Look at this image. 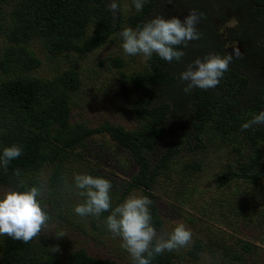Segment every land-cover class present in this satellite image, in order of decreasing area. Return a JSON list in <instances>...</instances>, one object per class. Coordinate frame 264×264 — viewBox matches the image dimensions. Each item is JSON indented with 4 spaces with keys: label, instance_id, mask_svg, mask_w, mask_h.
Wrapping results in <instances>:
<instances>
[{
    "label": "rangeland",
    "instance_id": "1",
    "mask_svg": "<svg viewBox=\"0 0 264 264\" xmlns=\"http://www.w3.org/2000/svg\"><path fill=\"white\" fill-rule=\"evenodd\" d=\"M219 1L221 0L203 1V11L206 13L204 3H207L210 12L214 14L211 27L219 34V41L224 43L225 55L220 56H231L233 59L245 56V51L238 50V40L235 37L241 30L252 29V25L247 22L244 27H236L235 22L244 17L243 11L230 10L222 2L219 7ZM222 1L229 4L235 2ZM110 2L111 0L107 4ZM116 2L119 11L109 15L113 29L101 43L90 50L81 53L67 51L51 57L37 38H30L24 45L40 60V65L29 71L31 75L50 78L64 68L76 73L78 86L66 91L72 120L82 121L90 127L112 123L130 129L137 123L132 117V105L139 93L128 77L137 72H145L147 66L142 55L129 56L123 52L122 40L118 35L125 27L134 29L129 23V17L136 11L133 0ZM90 3L91 10L87 6ZM21 4L26 6L23 0H5L0 4V81L20 73L16 67L2 59L5 57V49L14 45V38H9L7 32L13 27L19 32L25 27L27 16H33L32 3L27 6L28 14L25 11L20 18L15 15L14 10ZM93 5L94 3L88 2L82 8L87 17L83 38L94 31L93 21L101 19L97 17V11L95 14L91 12ZM191 7V4L183 0H172L171 3L158 0L157 7L148 16L153 18L160 14L166 19L177 17L183 20L188 11L193 9ZM222 16L225 18L223 21L220 19ZM257 19L264 23V17L257 15ZM200 27L201 24L198 29ZM257 29L260 27H256ZM258 33L260 32L253 35ZM208 54L216 52L208 47L205 53L197 52L190 60L203 58ZM116 58L120 64L115 62L118 61ZM252 61L251 67L257 63L256 59L252 58ZM257 78H264V69H257ZM222 83L223 78L213 90L215 96L224 95ZM249 88H252L251 84ZM244 92L238 95L233 114V122L238 123L239 128L255 115L254 110L246 106L250 93ZM39 106L32 107L27 113H20L16 108L4 106L0 100V147L3 137L13 128L18 132L44 134L51 130L53 125L45 121L40 123L34 118ZM186 107L191 109L190 104ZM27 114L29 116L26 117ZM215 122L211 118L203 120L198 134L187 133L181 136L180 127H177L181 123H175L174 118L170 117L166 123L169 132L149 152L151 165L164 155L167 167L159 171L149 188L144 189L132 182L137 165L131 155L105 132L89 135L76 147L61 148L57 163L49 161L33 174L35 185L45 184L46 191L41 203L48 210L51 220L41 235L32 240L28 264H34V260L47 254L66 261L76 249H83L88 255L99 258L106 264H128L131 261L128 253L120 247V238H114L104 224L110 212L102 213L99 218H82L74 213V206L83 202L74 187L73 177L76 174H89L111 181L113 207L129 196H147L152 200L160 218V227L156 229L158 235L166 236L180 223L190 229L193 234L191 245L171 252L165 251L171 264H264V139L255 137L253 141L249 138L246 140L244 135L233 130L223 135L215 129ZM260 126L264 129V125H257L249 131L259 130ZM171 137L172 142L166 143ZM166 144L172 147L171 154H165L169 147ZM258 154L262 155L258 164L261 169L256 178L231 175L221 184L217 183L219 177L231 174L239 165L249 162ZM54 163L59 167L57 177L60 181L57 183L50 178ZM10 174L15 176L14 173ZM3 175L4 169L0 167V195L13 190ZM15 177L19 179L16 184L27 179L22 171L19 177ZM60 233L65 236L57 237ZM1 238L2 236L0 249ZM194 245L197 247L196 257L188 252ZM54 247L59 251H53Z\"/></svg>",
    "mask_w": 264,
    "mask_h": 264
},
{
    "label": "trees",
    "instance_id": "2",
    "mask_svg": "<svg viewBox=\"0 0 264 264\" xmlns=\"http://www.w3.org/2000/svg\"><path fill=\"white\" fill-rule=\"evenodd\" d=\"M3 1L5 0H0V4ZM23 1L26 2V6L21 4L14 10V14L20 18L23 13L25 14L27 6L32 3L31 13L33 16H27L25 27L19 32L15 31V27L7 32L9 38H14L12 40L14 45L5 49V57L2 59L7 64L16 67L20 73L0 81V100L4 106L16 108L20 113H27L32 107L40 105L34 118L38 119L40 123L45 121L53 126L47 134L32 131L18 132L13 128L3 137L0 154L4 147L14 144L22 148V155L11 161L7 170L3 168V178L8 181L13 190L23 191L25 189L17 187L19 183H16L19 179L10 173L19 169L24 175H27L25 184L29 187L34 186L36 182L33 174L49 161L56 162L58 156L61 155L59 153L61 148L76 147L86 137L97 132H105L112 141L131 155L137 165V172L132 182L140 185L142 189L149 188L154 183L159 171L167 167L164 155L151 165L149 152L166 137L169 132L166 123L170 117L174 118L175 123H181L177 126L180 127L179 134L181 136L187 133L198 134L202 128L203 120L211 118L216 121L215 129L221 131L223 135L233 130L244 135L246 140L249 138L253 141L255 137L264 139V129L261 126L259 130L241 131L238 123L233 122L238 95L245 93L244 91L250 93L247 108H252L255 114L264 111V78H257V69H264V23L257 19V15L264 17V0H235L234 4L221 0L217 3L219 7L222 2L230 10L240 9L243 11L244 17L238 19L235 26L244 27L248 22L252 25V29L241 30L235 38L247 55H251L257 62L251 67V63L246 57L231 58L229 70L223 75L222 92L224 95L222 94L220 97L215 96L214 88L206 91L193 88L188 94L183 91L185 84L179 80V73L184 71L190 64L189 62L194 60H190V58H193L195 53L203 54L208 50V47H211L216 54L225 55L224 43L219 41V34L211 27L214 14L210 12L207 3H204L206 13L203 11V1L206 0H183L191 4V9L193 8L200 14L201 27L198 29L200 39L189 42L187 47L177 46V50H182L185 53L180 61L173 60L169 63L154 54L151 59L146 60L147 70L145 72H137L128 77L139 93L132 105V117L137 123L130 129L112 123L90 127L82 121L72 120L66 91L75 89L79 84L73 70L64 68L50 78L37 77L29 73L40 65L38 57H35L32 51L25 46L30 38H37L51 57L67 51L81 53L101 43L113 29V24H110L111 19H109L112 12L108 8L109 0ZM88 2L94 3L91 12L95 14L97 11V17H101V19L93 21L95 23L94 31L83 38L87 17L82 8ZM157 3L158 0H146L142 11H135L129 17V23L134 29L142 27L144 22L151 19V16H148L149 12L157 7ZM91 5V3L87 4L90 10ZM26 13L29 12L26 11ZM220 19L221 21L225 20L223 16ZM256 27H260V29L256 30ZM257 31L260 33L253 35ZM81 38L83 40L78 42ZM199 45L202 47L198 48ZM116 59L118 61L115 62L120 64L119 59ZM19 66H21L20 69ZM249 84L252 85V88H249ZM187 104H190L191 109H187ZM212 112L214 113L212 114ZM179 113L181 114L178 115ZM214 114L219 117H214ZM27 116L29 115L27 114ZM172 140L173 137L166 140V143H170ZM172 152L173 149L169 146L165 154ZM261 156L258 154L249 162L239 165L237 170L232 171L231 174L222 175L217 179V183L221 184L225 178H229L231 175L239 178H256L261 169L258 166ZM58 170L59 167L54 163L50 178L56 183L60 181L57 177ZM46 211L48 212V210ZM150 212L152 224L155 229H158L161 222L153 204L150 205ZM31 243L32 241L24 243L2 236L0 264H28ZM196 249L197 247L194 245L188 251L189 254L196 257ZM34 264H106V262L88 255L83 249H76L67 257L66 261L47 254L34 260ZM128 264H132V261ZM152 264H171L170 257L164 252L156 256Z\"/></svg>",
    "mask_w": 264,
    "mask_h": 264
},
{
    "label": "clouds",
    "instance_id": "3",
    "mask_svg": "<svg viewBox=\"0 0 264 264\" xmlns=\"http://www.w3.org/2000/svg\"><path fill=\"white\" fill-rule=\"evenodd\" d=\"M145 2L133 0L135 10L142 11ZM166 2L171 3L172 0ZM108 8L114 14L119 11L116 0H111ZM200 20V14L195 10H189L183 20L177 17L166 19L158 14L144 22L142 27H125L118 34L122 40L121 48L126 55H142L145 60L155 54L169 63L180 61L185 53L177 50V46L187 47L189 42L200 39ZM230 62L231 56L221 57L217 54L196 58L179 73V80L185 84L183 91L188 94L193 88L205 91L215 88L229 70ZM257 125H264V111L242 123L241 131ZM21 155L19 145L4 147L0 154V167L7 170L9 163ZM14 175L19 177L20 170L16 169ZM73 182L77 194L83 198L82 203L74 206V213L82 218H99L102 213L110 212L104 224L114 238H120V247L128 253L132 264H152L155 257L165 251H175L192 244L193 234L182 223L166 236L158 235L152 224V200L147 196H129L113 207L110 196L112 183L108 179L76 174ZM17 187L25 190H10L0 195V236L28 243L39 237L51 220L41 203L46 188L44 183L29 187L22 180ZM63 236L65 234L60 233L57 237ZM53 251L59 249L54 247Z\"/></svg>",
    "mask_w": 264,
    "mask_h": 264
},
{
    "label": "flooded vegetation",
    "instance_id": "4",
    "mask_svg": "<svg viewBox=\"0 0 264 264\" xmlns=\"http://www.w3.org/2000/svg\"><path fill=\"white\" fill-rule=\"evenodd\" d=\"M233 46H234V44H233ZM236 46H237L238 50H240V51H244V49H243V47L241 46V44L239 43V41L236 43ZM248 56H249V57H248ZM239 57H240V56H239ZM241 57H246V59H248V61H249L250 63H253V61H252V56H251V55H247V53H246L245 56H241Z\"/></svg>",
    "mask_w": 264,
    "mask_h": 264
}]
</instances>
